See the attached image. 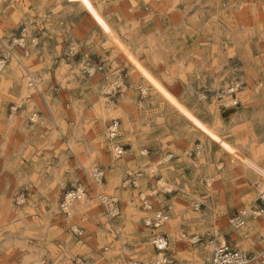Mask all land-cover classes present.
<instances>
[{"label":"rangeland","instance_id":"rangeland-1","mask_svg":"<svg viewBox=\"0 0 264 264\" xmlns=\"http://www.w3.org/2000/svg\"><path fill=\"white\" fill-rule=\"evenodd\" d=\"M263 184L264 0H0V264H264Z\"/></svg>","mask_w":264,"mask_h":264},{"label":"built area","instance_id":"built-area-1","mask_svg":"<svg viewBox=\"0 0 264 264\" xmlns=\"http://www.w3.org/2000/svg\"><path fill=\"white\" fill-rule=\"evenodd\" d=\"M231 92H233V90H231L230 93ZM108 130H109V134H108L109 140L111 141L115 140L118 136L119 124L117 122H114L109 127ZM115 149H116L115 150L116 157H121L125 155V150L123 147L116 146ZM140 176H141L140 174L138 176L130 175L126 180V183H131L134 185V187H138V185L137 186L135 185V180H137ZM92 179L97 182L100 181L101 183L103 180L102 172H98V171L93 172ZM85 196H86V192L83 188L69 190L66 192V197H64L62 203H66L68 201H70L69 203H73V202L76 203L80 200H83ZM139 196H140V200H142L144 205L143 209L145 211H152L153 204L150 198L144 196L142 193H140ZM112 201L113 200L111 201L105 200L103 203L106 206L111 207L113 204ZM111 209L113 210V208ZM244 218L245 216L242 215L241 217L231 219L229 221V227L235 230L242 229L245 226ZM169 219L170 217L165 216L163 212L157 211L155 220L153 221L151 228L158 229L162 227L165 223H167ZM151 244L153 245L154 250L156 252L155 264H171L170 256H169L170 253L169 241L163 235H155L151 240ZM210 246H211V255L207 264H254L253 260L250 257H248L246 254H244L239 249L234 247L232 244L228 243L222 237L212 236L210 240Z\"/></svg>","mask_w":264,"mask_h":264},{"label":"bare ground","instance_id":"bare-ground-1","mask_svg":"<svg viewBox=\"0 0 264 264\" xmlns=\"http://www.w3.org/2000/svg\"><path fill=\"white\" fill-rule=\"evenodd\" d=\"M27 93V92H26ZM88 173V172H87ZM96 182V181H95ZM262 189H263V194H264V184L262 185ZM145 196V195H144ZM66 197V196H65ZM68 200H69V198H68ZM80 201H82V200H80ZM70 201H68V202H66V203H63V205H62V207H63V209L67 212V214L70 216L71 214H72V207H73V205H74V203L75 202H73V203H69ZM79 202V201H78ZM77 205V204H76ZM75 205V206H76ZM80 209V208H79ZM164 213V212H163ZM244 216L246 215L245 213L243 214ZM148 221V220H147ZM31 249V248H30ZM33 255V254H32ZM37 256V255H36ZM34 257V256H33ZM26 258V257H25ZM28 259H29V256L27 257ZM35 258H37V257H35ZM39 259L40 258H38V262H39ZM42 259V258H41ZM27 261V260H26ZM33 261H34V258H33ZM37 261H34L32 264H39V263H37ZM24 262H25V260H24ZM32 261H30V263H31ZM29 263V264H30ZM28 264V263H27Z\"/></svg>","mask_w":264,"mask_h":264}]
</instances>
